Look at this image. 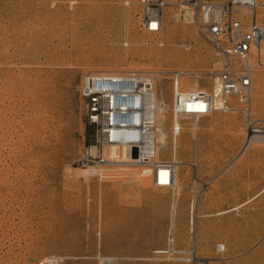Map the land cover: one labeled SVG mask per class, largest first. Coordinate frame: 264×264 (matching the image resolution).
<instances>
[{
    "label": "rangeland",
    "instance_id": "rangeland-1",
    "mask_svg": "<svg viewBox=\"0 0 264 264\" xmlns=\"http://www.w3.org/2000/svg\"><path fill=\"white\" fill-rule=\"evenodd\" d=\"M166 1L156 36L142 27L141 0H0V264H192L181 258L189 254L158 253L170 228L173 248L211 264H264V135L243 150L242 104L181 121L176 189L154 185L148 167L88 176L80 164L90 139L79 95L86 73L151 74L171 139L173 72L185 89L211 87L217 52L190 9ZM255 78L251 120L264 126V68ZM157 159L173 160L170 148Z\"/></svg>",
    "mask_w": 264,
    "mask_h": 264
},
{
    "label": "built area",
    "instance_id": "built-area-1",
    "mask_svg": "<svg viewBox=\"0 0 264 264\" xmlns=\"http://www.w3.org/2000/svg\"><path fill=\"white\" fill-rule=\"evenodd\" d=\"M143 29L160 36L164 24L166 0H141ZM127 1V5H129ZM178 6L193 10L195 23L204 38L218 55L211 71L209 89H183L179 86L181 71H174L171 111L172 134L182 133V122L197 124L203 117L232 110L234 102L245 106L248 116L245 150L253 135H264V126L251 120L252 96L256 86V70L264 68V23H259L256 10L258 0H178ZM243 9L254 15L244 22L238 16ZM163 46L164 43H158ZM129 43H124L128 47ZM79 95L85 106V124L90 139L85 145L80 164L97 175L103 166L137 165L148 167L157 187H176L178 160L157 159L159 106L155 81L147 72L91 71L81 80ZM190 103H201L202 108H188ZM260 122V121H259ZM197 154V145H194ZM161 177H166L161 181ZM172 229L168 245L159 254L168 256L189 254L184 260L192 264H211V259L200 258L196 252L173 248ZM226 250L224 244L217 251ZM39 264H48L43 260Z\"/></svg>",
    "mask_w": 264,
    "mask_h": 264
},
{
    "label": "bare ground",
    "instance_id": "bare-ground-1",
    "mask_svg": "<svg viewBox=\"0 0 264 264\" xmlns=\"http://www.w3.org/2000/svg\"><path fill=\"white\" fill-rule=\"evenodd\" d=\"M262 4H264V2ZM182 8L184 10L190 9V11L192 13V16H193L192 9L189 6L184 5ZM160 42H163V41L162 40H159L158 43H160ZM172 55H173L172 53H167L166 55H164V57H166V56L167 57H170ZM151 56H153V58H157V59L158 58H162V59L164 58L163 55H160V54H157V53H155L154 55L153 54L151 55V53H150V55H148V57H151ZM182 77L179 78V81L178 82H179V86L182 87L183 89H185L186 84L188 82H185V80H183ZM189 87H191V84H189ZM197 88H194V89H197ZM157 98H158V101H159V106H158L157 111H156V117H157V122H158L157 156H156V158H159L160 157V154H161V151L162 150H166V149L170 148V150H171V157L173 159L176 158L178 160V163L181 164L182 162L179 160V149H178L179 148V143H180V141H179L180 140V135L177 136V137L173 136L172 139L169 138L168 132L166 130V123H167V121H166L167 120L166 111H167V108L169 107V105L165 101H162V99H160L158 97V94H157ZM202 107H203V105L201 103H190V104H188V108H197V109H199V108H202ZM172 125H173V123H172ZM262 136L263 135H259V134L253 135L252 138H251V142L252 143H257L258 141H260V139L262 138ZM179 164L177 166L176 187L178 186V183L180 182V167L181 166ZM83 171H86V174L88 176L89 175H93L92 170H89V169H85L84 170L83 169ZM164 179H166V177H161V181L162 180L164 181ZM176 187L175 188H172V189H176ZM175 199L176 198H174V200H172V204H171L172 223L174 221V214H175V206H176V203H175L176 200ZM109 260H112V259L109 258ZM45 261H47L48 264H57V262L54 259H52V258H47Z\"/></svg>",
    "mask_w": 264,
    "mask_h": 264
}]
</instances>
